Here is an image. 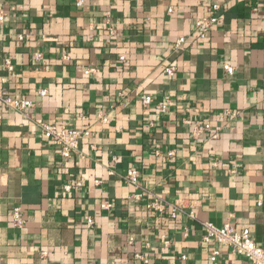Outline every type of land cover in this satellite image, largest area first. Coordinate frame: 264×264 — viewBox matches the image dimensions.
I'll return each instance as SVG.
<instances>
[{"label":"crops","instance_id":"obj_1","mask_svg":"<svg viewBox=\"0 0 264 264\" xmlns=\"http://www.w3.org/2000/svg\"><path fill=\"white\" fill-rule=\"evenodd\" d=\"M214 3L218 20L198 38L194 22ZM0 10V77L34 103L25 114L0 105V264H210L206 220L248 227L264 245V0H0ZM35 116L88 129L82 155L61 157ZM129 167L137 187L122 177ZM152 196L163 210L145 206ZM219 249L220 261L241 260Z\"/></svg>","mask_w":264,"mask_h":264},{"label":"built area","instance_id":"obj_2","mask_svg":"<svg viewBox=\"0 0 264 264\" xmlns=\"http://www.w3.org/2000/svg\"><path fill=\"white\" fill-rule=\"evenodd\" d=\"M81 0H78L80 3ZM219 5L214 3L211 5L210 11L207 15L201 16L197 18L194 22V26L192 29V33L198 38H202L206 35L207 31L216 24L218 20V16L216 14ZM172 8H168V12H171ZM4 13L0 10V22L3 21ZM108 33L113 34L114 29L112 26L108 27ZM22 36L19 35V39ZM186 37L184 35H179L174 41V47H180L185 41ZM40 53H34V57L36 59L40 58ZM120 59H123L124 56L120 55ZM4 64L7 70H12V63L9 57L4 58ZM223 68L231 73L233 71V67L228 64H224ZM92 69H87L86 72ZM165 73L168 77H172L175 70L176 65L174 62L168 63L164 67ZM39 94L44 95L46 93V89H39ZM168 97L164 96L162 99L156 102V108L160 112H164L167 110L168 105ZM140 101L142 105L147 106L151 103V95L149 94H141ZM33 102L29 99L16 97L4 84V80L0 77V105L4 108L11 109L21 114H25V111L31 107H33ZM100 119L102 121H106L107 118L101 116ZM31 123L35 126L36 131L42 135L43 137L49 139L52 146H54L59 155L64 158H69L72 155H82L79 149V140L82 136L89 135V130L86 128H69L64 124H57L54 122H49L42 117L35 116L31 118ZM209 124L205 123L202 126H195L193 129V133L196 134L199 131H202L208 128ZM214 137L216 134L213 135ZM173 152L169 151L168 155H171ZM113 170H109V174H112ZM139 176L138 170L133 167L127 168L122 177L124 180L132 186L137 187V178ZM82 181L79 177L74 182L65 183L62 185L63 191H70L73 187L81 185ZM133 198L139 200L141 198L140 192L133 193ZM256 203L258 205L261 204V200H257ZM145 206L149 208H153L156 210H163L164 203L156 197L152 196L147 202L144 203ZM112 206L110 201H105L100 204L102 209H109ZM176 207H172L171 215L174 216L176 213ZM192 216V213H189ZM11 222L15 227H22L25 223V220L22 216V211L20 207H13L10 212ZM85 223L88 227H91L93 224V219L91 217H86ZM203 234L201 237V241L203 243L212 244V248L208 254V260L210 264H264V245H258L255 243L253 238L251 237L250 230L248 227H236L229 222H224L221 225H216L211 221H201ZM166 242V241H165ZM220 247H227L231 255L238 256L241 260L237 262H222L219 260ZM46 255L45 251L40 252V257ZM135 257L140 258V254H135Z\"/></svg>","mask_w":264,"mask_h":264}]
</instances>
